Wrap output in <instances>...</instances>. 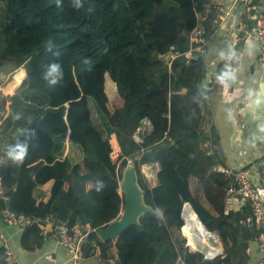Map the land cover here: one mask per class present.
<instances>
[{
    "label": "trees",
    "instance_id": "obj_1",
    "mask_svg": "<svg viewBox=\"0 0 264 264\" xmlns=\"http://www.w3.org/2000/svg\"><path fill=\"white\" fill-rule=\"evenodd\" d=\"M242 2L241 20L251 29L263 3ZM209 3L79 0L77 7L76 0H0V69L24 68L27 74L9 111L6 98L0 102V210L36 220L23 230L22 249L43 248L40 222L47 218L92 230L120 219V181L131 161L151 210L115 242L91 235L85 255L96 246L101 264H250L258 232L249 203L241 209L225 203L227 190L238 185L217 169L225 154L208 101L209 87L223 85L229 79L221 83L218 77L238 66L246 37L238 36L206 81L204 55L188 62L187 54L190 32ZM220 19V11L211 9L207 42ZM53 63L63 73L55 85L45 79ZM146 121L151 132L143 129ZM113 135L121 149L116 160ZM17 144L27 146L22 163L8 156ZM151 163L161 166L155 187L141 171ZM257 163L262 168L264 157ZM97 181L104 182L101 192ZM45 187L48 200L37 199ZM185 204L217 234L222 256L210 260L189 249L181 233ZM0 264H6L2 247Z\"/></svg>",
    "mask_w": 264,
    "mask_h": 264
},
{
    "label": "crops",
    "instance_id": "obj_2",
    "mask_svg": "<svg viewBox=\"0 0 264 264\" xmlns=\"http://www.w3.org/2000/svg\"><path fill=\"white\" fill-rule=\"evenodd\" d=\"M261 1L264 5V0ZM222 2L218 29L207 42L206 52L203 56L207 66L206 81L216 71L221 59L233 47L239 28L245 26L241 20L244 12V2L242 0H222ZM243 43L239 64L233 69L232 78H229L223 85L213 83L209 87L208 101L214 114V127L220 137L225 154L226 167L234 171L247 170L255 183L259 184L261 165L259 166L257 161L264 157V130H262L264 129V91L262 90L264 86V65L258 63V42L253 38H248ZM20 69L13 72L15 73ZM0 73L2 74V70H0ZM16 76L14 80L10 81L11 83L16 81ZM9 85L10 83L4 90L5 92L3 88H0V93H2L0 95L4 96L6 94ZM19 85L13 90L8 89L10 92L7 91V94L11 95L12 99L21 86ZM257 98L261 100V103H254ZM10 105L11 102L8 101L7 111H9ZM7 116L6 114L4 118H7ZM1 124L2 121L0 120V126ZM113 138L117 141L118 158L121 149L117 137L113 135L111 141ZM131 166L135 167L134 164L130 165L129 162L127 168ZM142 167H145V165ZM155 186H157V182L151 185V187ZM120 195L123 203L124 195L121 191ZM36 198L48 200V188L45 187L36 191ZM225 203L230 208L235 209L238 207L236 200H225ZM123 210L124 204L121 215ZM40 223L43 225L44 233L46 232L44 234L46 243L42 249L35 252H28L21 248L20 241L23 230L16 227L5 228L11 247L20 262L22 264H72L68 251L55 241L53 235L50 236L51 231H53V222L47 218ZM250 251V264H257L259 261V247L256 241L251 244ZM96 253V257L84 259L79 264H101L98 261L99 248L96 249Z\"/></svg>",
    "mask_w": 264,
    "mask_h": 264
},
{
    "label": "built area",
    "instance_id": "obj_3",
    "mask_svg": "<svg viewBox=\"0 0 264 264\" xmlns=\"http://www.w3.org/2000/svg\"><path fill=\"white\" fill-rule=\"evenodd\" d=\"M243 1V0H242ZM222 0H210L205 14L198 15L196 27L190 32L192 48L187 54L188 62L196 61L201 55L206 52L207 41L204 37V23L207 15L211 9L216 8L221 11ZM253 23L251 29L246 26L239 28V34H243L246 39L253 38L259 44L258 63L264 65V5L256 6L255 13L251 18ZM236 44V42H235ZM234 44V45H235ZM172 59L175 58L173 54ZM144 130L151 132L152 126L150 122L144 123ZM146 173L144 174L146 180L150 185L158 181V174L161 171L159 163H151L145 165ZM1 169V165H0ZM217 169L228 176H233L238 187L229 188L226 193L225 200H236L238 208L241 209L246 203L250 204L252 210L251 220L258 232L256 242L259 247V261L257 264H264V165L260 170V183L256 184L250 173L247 170H239L234 172L226 167L225 161H221ZM149 171V175L148 174ZM147 178H152L148 180ZM3 176L0 174V194L3 192ZM188 205V204H185ZM36 220H29L23 215H17L9 209L0 210V247L4 250L6 264H22L16 254L14 253L9 238L5 232L7 227H16L19 230H24L30 223ZM53 238L55 241L70 255L72 264H79L85 259V252L83 245L91 235L98 236L99 230H92L89 227H74L70 228L68 224L62 223L52 224ZM46 234V232L44 233ZM208 259V258H207ZM211 260V259H210ZM116 258L111 259L114 263Z\"/></svg>",
    "mask_w": 264,
    "mask_h": 264
},
{
    "label": "water",
    "instance_id": "obj_4",
    "mask_svg": "<svg viewBox=\"0 0 264 264\" xmlns=\"http://www.w3.org/2000/svg\"><path fill=\"white\" fill-rule=\"evenodd\" d=\"M264 91V86L262 88ZM120 191L124 195V210L120 219L110 223L106 228L100 229L98 231V238L102 242L117 241L118 238L124 233V231L131 225H139L140 218L151 208L146 204L144 200V194L138 185V179L136 174V169L134 166L128 167L123 174L122 181L120 184ZM182 232V230H181ZM183 235V233H182ZM184 236V235H183ZM209 243L221 249L214 257L208 259H215L224 254L223 247L220 239L216 235V238H211ZM188 246V245H187ZM189 247V246H188ZM97 247H92L85 256V259H91L96 257ZM198 252L204 255L201 251Z\"/></svg>",
    "mask_w": 264,
    "mask_h": 264
},
{
    "label": "bare ground",
    "instance_id": "obj_5",
    "mask_svg": "<svg viewBox=\"0 0 264 264\" xmlns=\"http://www.w3.org/2000/svg\"><path fill=\"white\" fill-rule=\"evenodd\" d=\"M25 77V72H18L16 81L10 83L8 89H15ZM182 219L184 221L183 232L188 238V245L192 251H201L208 258L214 257L221 252L220 248L209 243L211 238H216V235L210 233L204 227L197 214L189 204L183 207Z\"/></svg>",
    "mask_w": 264,
    "mask_h": 264
},
{
    "label": "clouds",
    "instance_id": "obj_6",
    "mask_svg": "<svg viewBox=\"0 0 264 264\" xmlns=\"http://www.w3.org/2000/svg\"><path fill=\"white\" fill-rule=\"evenodd\" d=\"M76 6L79 7V0H76ZM59 76L61 79L63 78V73L61 71V67L57 63H53L48 66V71L45 74V79L49 80V83L51 85H55L58 81L55 77ZM51 78V79H49ZM232 78L231 73H224L218 79L223 83L225 79ZM259 95V94H258ZM254 103L259 104L261 103V100L257 98ZM264 130V129H262ZM27 154V146L24 144H17L13 147H10L8 151V156L14 161V162H20L22 163L25 156ZM105 185L103 181H97L96 183V191L101 192L104 189Z\"/></svg>",
    "mask_w": 264,
    "mask_h": 264
},
{
    "label": "rangeland",
    "instance_id": "obj_7",
    "mask_svg": "<svg viewBox=\"0 0 264 264\" xmlns=\"http://www.w3.org/2000/svg\"><path fill=\"white\" fill-rule=\"evenodd\" d=\"M238 36H239V33H238ZM238 36L236 37V39L234 40V42H237L238 41ZM235 44V43H234ZM234 46V45H233ZM172 55H170L167 59L168 60H170V59H172V57H171ZM24 69V68H23ZM0 70H2V73H3V75L2 76H0V82H1V84H0V88H3V91L7 88V86H8V84L9 83H11L10 81H12V80H14L15 79V76H16V73L18 74V72H23V71H20V70H18L17 72H13V71H15L14 70V68L12 67V66H6V67H4V68H2V69H0ZM14 74V75H13ZM25 79H26V77H25ZM24 79V80H25ZM24 80H22L21 81V83H20V85L22 84V82H24ZM19 85V86H20ZM7 91H9L8 89L6 90V94L4 95V96H2V95H0V102H1V100H3V99H5L6 98V101H9V102H11V95H9V94H7ZM2 92V91H1ZM5 92V91H4ZM10 92V91H9ZM14 92V91H13ZM12 92V93H13ZM11 93V94H12ZM0 94H2V93H0ZM137 140H140L139 138H137ZM0 150H1V148H0ZM1 152V151H0ZM117 152L116 151H114L113 152V154H112V158L114 159V160H116L117 159ZM133 163L130 161V165H132ZM143 169V170H142ZM142 169H141V171H142V173H143V175H144V173H146V168L145 167H142ZM147 175H149V171H148V174ZM145 176V175H144ZM145 177H148V176H145ZM148 180H152V178H147ZM119 190H120V188H119ZM123 204H124V199H123ZM181 233H183V235H184V237L187 239V245H188V238H187V236H186V234L183 232V229H182V232ZM216 234V233H215ZM189 246V245H188ZM189 249L192 251V249L189 247Z\"/></svg>",
    "mask_w": 264,
    "mask_h": 264
}]
</instances>
